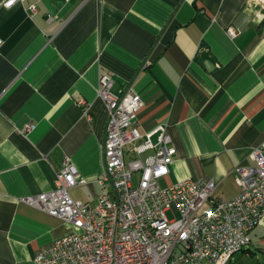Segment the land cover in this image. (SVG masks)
<instances>
[{
  "label": "crops",
  "instance_id": "0c3cea01",
  "mask_svg": "<svg viewBox=\"0 0 264 264\" xmlns=\"http://www.w3.org/2000/svg\"><path fill=\"white\" fill-rule=\"evenodd\" d=\"M0 40V264H36L69 232L23 202L54 188L66 158L83 181L74 200L94 207L110 190L98 183L102 74H113V92L141 96L140 132L166 127L176 154L160 186L213 180L227 200L238 192L234 169L254 165L264 142V0H23L0 7ZM228 264H264V216Z\"/></svg>",
  "mask_w": 264,
  "mask_h": 264
},
{
  "label": "built area",
  "instance_id": "2783aa9c",
  "mask_svg": "<svg viewBox=\"0 0 264 264\" xmlns=\"http://www.w3.org/2000/svg\"><path fill=\"white\" fill-rule=\"evenodd\" d=\"M19 2L23 0H3L0 7ZM27 11L33 16L37 7L30 5ZM227 33L236 37L231 28ZM113 86L112 73L100 76L97 94L107 119L98 183L110 190L94 207L74 200L70 191L83 181L66 158L51 191L24 198L27 205L69 225L66 235L35 254V263L228 264L248 247L250 233L264 216V142L250 153L253 166L234 169L238 192L230 199L215 195L213 180L189 178L162 187L159 181L169 174L176 154L166 127L140 132L141 96L131 87L113 92ZM31 130L27 126L23 132ZM130 144L137 157L125 162ZM148 151L152 153L141 158Z\"/></svg>",
  "mask_w": 264,
  "mask_h": 264
},
{
  "label": "rangeland",
  "instance_id": "374dc122",
  "mask_svg": "<svg viewBox=\"0 0 264 264\" xmlns=\"http://www.w3.org/2000/svg\"><path fill=\"white\" fill-rule=\"evenodd\" d=\"M134 182H135V177H134ZM166 215L169 219L173 218L172 213L171 212H166Z\"/></svg>",
  "mask_w": 264,
  "mask_h": 264
}]
</instances>
